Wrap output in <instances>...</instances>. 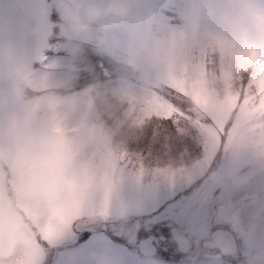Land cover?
I'll return each instance as SVG.
<instances>
[{"label": "clouds", "instance_id": "obj_1", "mask_svg": "<svg viewBox=\"0 0 264 264\" xmlns=\"http://www.w3.org/2000/svg\"><path fill=\"white\" fill-rule=\"evenodd\" d=\"M55 3L61 16L58 34L65 39H94L122 56L129 68L147 66L163 87L186 74L199 88L197 94L188 85L183 94L184 107L193 110L195 119L178 112L173 133L164 123L168 119L156 115L159 93L149 99L127 98L107 83L68 92L69 85L39 72L11 43L0 40V105L25 102L19 111L5 112L7 120L0 124V264H32L40 254L37 228L44 238L53 235L58 222L81 213L92 190L107 192L119 176L117 154L127 153L149 134L164 150L137 157L140 178H192L193 169L172 153L170 144L186 134L190 122L197 125L195 120L215 132L234 162L251 160L264 168V108L259 101L242 103L239 80L242 67L258 74L264 59V0H225L219 6L193 0L181 17L179 34L147 30L139 17L133 18L135 0ZM130 18L134 23L127 42L106 39ZM200 25L203 31H197ZM29 31L35 34L36 29ZM249 49L255 50L256 63L248 61ZM226 82H231L230 91ZM237 94L235 105L225 100ZM41 112L43 122L36 126L33 119ZM85 124L88 139L104 150L99 158L86 156L81 141L68 134ZM210 155L199 162L201 170ZM230 175L243 182L235 172ZM255 258L264 260V250Z\"/></svg>", "mask_w": 264, "mask_h": 264}, {"label": "rangeland", "instance_id": "obj_2", "mask_svg": "<svg viewBox=\"0 0 264 264\" xmlns=\"http://www.w3.org/2000/svg\"><path fill=\"white\" fill-rule=\"evenodd\" d=\"M192 2L135 0L133 18L139 17L149 31L179 34L184 28L181 17ZM211 2L219 6L225 0ZM14 4L0 10V40L11 43L39 72L69 85L68 92L79 93L97 83H107L122 97L149 99L163 90L158 77L147 66L129 68L122 56L110 52L105 45H97L94 39H61L50 51L47 7L51 9L54 25L61 22L55 0H22L18 13ZM29 16L37 20L38 38L34 46L28 43ZM133 18L108 33L106 39L127 42ZM204 28L200 25L197 31ZM96 34L94 26L93 35ZM24 105V101L14 107L0 105V124L7 120L5 112L11 114ZM42 122L43 112L33 119L36 126ZM164 123L175 132L172 121ZM68 134L81 141L89 158L105 154L88 139L87 124L70 128ZM170 147L174 155L193 169L191 179L140 178L137 157L164 150L161 144L153 143L150 134L145 136L133 143L127 153L117 154L119 176L107 192L92 190L81 213L58 222L50 237L44 238L37 228L35 237L40 254L36 264H264V260L255 258L264 250V168L251 160L234 162L224 153L220 138L214 146L210 145L202 129L191 122L186 134L172 141ZM208 153L211 155L207 167L201 170L199 162ZM233 172L243 182L237 183L230 175ZM172 227L188 236L191 245L187 252L177 249L170 234ZM220 228L230 230L236 239L237 248L232 255L224 256L218 249L202 245L212 230ZM149 234L166 237L160 241L156 253L146 257L134 244Z\"/></svg>", "mask_w": 264, "mask_h": 264}, {"label": "snow or ice", "instance_id": "obj_3", "mask_svg": "<svg viewBox=\"0 0 264 264\" xmlns=\"http://www.w3.org/2000/svg\"><path fill=\"white\" fill-rule=\"evenodd\" d=\"M248 61L250 63H256V53L254 49H249ZM239 80L244 92L242 103L244 105H254L259 101L261 108H264V59L261 60V67L258 74H250L244 71L242 67V70L239 73ZM188 85L192 86L194 92L197 94L199 93V88L192 83L186 74L178 76L170 87H164L159 93L158 99L160 100V103L157 105L156 115L175 123H179L178 119H176V114L178 112L181 116H187L189 119H192L194 115L193 110L190 107H184L187 103V99L183 94ZM224 87L226 91H230L231 82H226ZM225 100L235 105L239 100V94H237L236 97L227 95ZM194 123H196L208 137L210 145L214 146L217 139L215 132L200 120H195ZM30 218L32 220L35 219V217L31 215ZM48 237L50 236L46 234V238ZM32 264H36L35 259L32 261Z\"/></svg>", "mask_w": 264, "mask_h": 264}, {"label": "water", "instance_id": "obj_4", "mask_svg": "<svg viewBox=\"0 0 264 264\" xmlns=\"http://www.w3.org/2000/svg\"><path fill=\"white\" fill-rule=\"evenodd\" d=\"M33 23V19H30V24ZM28 42L31 46L36 43V33L31 34L28 38ZM170 234L176 242L177 249L180 252H187L190 249L191 242L187 235L182 233L179 229L172 227ZM76 238H74L75 240ZM165 235L149 234L135 243V247L138 252L143 256H152L156 253V245L159 240H164ZM203 247L216 248L224 256L232 255L236 251V239L231 231L228 229L220 228L212 230L210 237L203 240Z\"/></svg>", "mask_w": 264, "mask_h": 264}, {"label": "flooded vegetation", "instance_id": "obj_5", "mask_svg": "<svg viewBox=\"0 0 264 264\" xmlns=\"http://www.w3.org/2000/svg\"><path fill=\"white\" fill-rule=\"evenodd\" d=\"M12 2H14L15 3L14 6H16L15 7V12H17V13L20 12L22 10V7H21L22 5L19 4V3H21L22 0H0V10H3V9H5L8 6H11V3ZM46 14H47L48 25H49V30H48V41L50 43L49 50L51 51V50H53L55 48L54 44L57 41H60L61 38L57 39L55 37L56 30L59 33V29H58V27L56 25H54V23H53V16L51 15V9H48V7H47ZM30 19H33V23L32 24H30ZM26 21H27V24L30 26V28L36 29V32L35 33H36V41H37V38H38V30L36 28L37 27V20H36V18L29 16V17L26 18ZM31 34L32 33H30V35Z\"/></svg>", "mask_w": 264, "mask_h": 264}]
</instances>
